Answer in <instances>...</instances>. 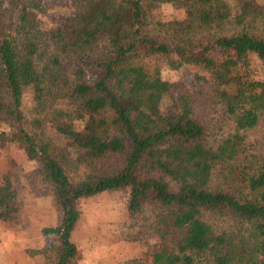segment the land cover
Wrapping results in <instances>:
<instances>
[{
    "label": "trees",
    "instance_id": "trees-1",
    "mask_svg": "<svg viewBox=\"0 0 264 264\" xmlns=\"http://www.w3.org/2000/svg\"><path fill=\"white\" fill-rule=\"evenodd\" d=\"M177 1L186 17L160 20ZM232 1L74 0L45 30V0H0V141L22 136L62 216L31 256L78 264L76 201L129 189L131 218L159 240L131 264H264V78L248 92L242 74L249 55L264 66V5ZM164 65L193 76L194 99L175 98L184 84ZM21 206L3 175L0 220Z\"/></svg>",
    "mask_w": 264,
    "mask_h": 264
},
{
    "label": "rangeland",
    "instance_id": "rangeland-1",
    "mask_svg": "<svg viewBox=\"0 0 264 264\" xmlns=\"http://www.w3.org/2000/svg\"><path fill=\"white\" fill-rule=\"evenodd\" d=\"M226 1L234 5L232 0ZM254 1L264 5V0ZM45 3L46 12L38 14L45 30L54 29L75 12L74 0H45ZM186 15L187 4L183 1L159 6L158 17L162 21L180 20ZM248 62L242 74L246 90L251 92L255 90L253 81L263 80L264 66L255 55H249ZM162 77L184 84L183 89L174 93L176 99L188 96L192 100L196 97L194 78L185 70L172 71L164 65ZM32 107L31 94L26 91L22 96V109L27 116H30ZM204 111L205 118L219 120L217 113ZM45 133L48 139L63 142L53 130L47 128ZM249 136H258V131L249 133ZM21 139L22 136L17 135L0 141V180L3 175H9L22 204L14 218L0 220V264H55L50 255H30L31 251L44 248L56 237L46 230L57 228L62 216L55 210L51 193L42 179L40 161L28 160ZM129 194V189H124L76 201L81 215L71 241L77 248L78 264H131L132 259L159 250L158 237L142 222L131 218Z\"/></svg>",
    "mask_w": 264,
    "mask_h": 264
},
{
    "label": "crops",
    "instance_id": "crops-1",
    "mask_svg": "<svg viewBox=\"0 0 264 264\" xmlns=\"http://www.w3.org/2000/svg\"><path fill=\"white\" fill-rule=\"evenodd\" d=\"M15 264V263H14Z\"/></svg>",
    "mask_w": 264,
    "mask_h": 264
}]
</instances>
